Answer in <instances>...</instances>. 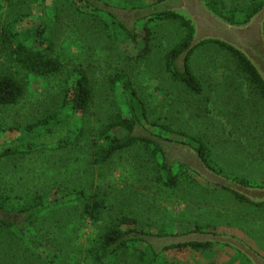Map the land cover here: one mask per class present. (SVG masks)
Wrapping results in <instances>:
<instances>
[{"label":"rangeland","instance_id":"374dc122","mask_svg":"<svg viewBox=\"0 0 264 264\" xmlns=\"http://www.w3.org/2000/svg\"><path fill=\"white\" fill-rule=\"evenodd\" d=\"M14 1L17 0H0V32L5 24L13 22L16 31L33 36L32 45L47 49L58 58L62 68L47 78L30 77L22 100L17 105L0 107V142L21 136L19 129L34 119L41 107H57L62 90L72 87L79 70L90 76L95 98L90 112L79 119L86 130L73 149L3 161V192L15 196L38 191L46 199H54L61 191L100 189L107 193L108 207L95 225L89 220L84 223L79 203L54 207L37 216L28 230L46 248L59 254L56 263L41 259L36 247L12 228L0 226V264H96L86 248L112 219L122 215L138 218L144 227L151 223L154 227L171 228L178 236L194 233L197 225L213 226L214 234L240 240L264 257V208L243 202L204 178L191 155L188 162L186 155H180L170 145L189 153V145L182 144L188 141L184 133L197 136L208 146L213 164L222 167L219 175L234 182L240 179L264 185V102L239 71L235 59L216 44L196 48L189 59L203 86V92L196 95L166 71L164 55L183 39L185 31L179 22L150 19L152 5L158 0H90L79 2V9L71 0H48V14L55 20L47 31L50 39L44 44L37 39L42 20L39 2ZM186 1L170 0L159 4L157 10L186 4L188 8L177 10L187 20H194L195 15L200 32L223 36V30L209 29L216 22L213 25L211 18H201L205 13L202 9L193 15L192 11L198 10L205 0ZM222 1L232 7L259 0ZM89 3L95 5V10ZM21 11L31 14L14 21ZM106 23L111 30H106ZM148 28L152 36L147 33ZM149 37L152 41L145 53ZM182 61L179 60L181 67ZM1 63L2 60L0 68ZM119 73L129 77L141 109L144 107L147 112L137 134L160 141L163 150L166 148L165 155L172 154L166 160L177 175V185L166 187L155 178V162L144 143L118 152L106 164L92 162V145L104 123L118 110L125 117L131 116L123 94L124 82L112 80ZM11 125L16 129H9ZM115 133L124 135L120 129H115ZM0 218L22 219L2 210ZM148 239L160 251L159 264H253L230 243L213 241L204 249L164 250L160 240ZM140 249H147V244L132 243L119 253L114 264H143L138 260Z\"/></svg>","mask_w":264,"mask_h":264},{"label":"trees","instance_id":"16d2710c","mask_svg":"<svg viewBox=\"0 0 264 264\" xmlns=\"http://www.w3.org/2000/svg\"><path fill=\"white\" fill-rule=\"evenodd\" d=\"M68 1L70 2V0ZM84 1L90 2V0H71V3L79 9V2ZM29 2H39L41 5L42 20L38 25L37 39L39 43L44 44L50 39L47 31L55 19L48 14V0H29ZM165 2H168V0H158L155 5H152V13L149 15L150 19L162 18L179 22L185 31L183 39L171 47L164 55L165 68L172 79L183 84L189 92L200 95L203 92V86L200 79L190 67L189 59L196 48L207 43H212L225 50L235 59L239 71L250 83L260 101L264 102V80L261 75L241 51L226 42L216 39L204 40L188 53L183 60L182 67L177 64L183 52L192 43L195 29L191 20H187L183 15L173 9L166 8L163 11L157 10L159 4L164 5ZM14 3L25 4V1L17 0ZM205 3L217 16L231 24L237 25L247 24L264 6V2L260 0L238 3L232 7H227L226 1L222 0H205ZM89 5L94 6L95 10V5L92 3H89ZM30 14V11H21L19 17L14 21L23 20ZM15 29L13 22H8L0 32V60H2V67L0 68V107L17 105L26 94L30 77L38 76L47 78L48 76L59 73L62 68L61 61L49 51H46L47 49L37 48L32 45L31 41L33 36L29 33L22 34ZM106 30H111L109 23H106ZM147 33L149 36H152L150 34L151 29L148 28ZM151 39V37L148 38L146 47L143 49L145 53L151 44ZM112 80L124 82L123 94L129 106L131 116L125 117L122 111L118 110L104 123L102 129L98 131V139H94L95 141L92 145L95 148L92 162L100 165L106 164L118 152L129 149L137 143H144L147 146L146 148H148V152H150V157L155 162V178L163 182L166 187L177 185V175L173 174L172 168L168 166L165 151L161 147L160 141H155L137 134V127L141 125L143 116L146 117L147 112L144 107L141 109V102L137 97V92L131 85L129 77L125 73H119ZM94 98L95 91L90 76L85 71L79 70L72 87L62 90V98L57 104V107H41L38 115L34 119L28 121L25 127H19V131H22L21 136L15 137L10 141L0 142V171L3 161L7 158H21L41 152L73 149L84 136L86 130L79 119L90 112ZM136 101L138 103L135 107L134 104ZM9 129L14 130L16 127L11 125ZM115 129L122 130L124 135L119 136L115 133ZM2 131L5 132L6 128L2 127ZM93 134L95 135V133ZM184 135L188 141L182 144H188L190 147L195 148L211 170L216 173H223L222 167L218 168V166L216 167L213 164L210 156L211 152L202 140L197 136H190L185 133ZM237 182L245 186L264 187V185L251 184L247 180L239 179ZM221 187L230 191L237 199L243 202L264 208V202H253L227 186L221 185ZM106 195L107 193L102 192L100 189L88 191L82 187L64 192L61 191L54 199H46L45 195L38 191L26 192L14 196L3 192L0 180V210L22 217L19 221H9L8 219L0 218V226L9 229L12 228L17 235L21 238H27L36 247L41 259H47L51 263H56L60 259L59 254L46 248L35 235H31L28 227L34 224L40 213L42 214L54 207L75 203L82 204V218L84 223L89 220L95 225L108 207ZM17 222H20V224ZM153 229L156 231H153ZM170 229L157 225L154 227L151 223L146 224L144 227L141 226L138 218L122 215L112 219L96 239L93 237L90 246L86 249L94 260V263L114 264L119 253L128 249L132 243L145 242L147 249L139 250V263L159 264L160 251L148 238L160 240L161 245L162 239L163 241L165 239L170 241V239L178 237V234ZM195 231L199 233H216L215 227L213 226L197 225ZM212 243L211 241H180L167 245L163 244V249H182L187 247L204 249L210 247ZM215 264L224 263L218 262Z\"/></svg>","mask_w":264,"mask_h":264},{"label":"water","instance_id":"95a60500","mask_svg":"<svg viewBox=\"0 0 264 264\" xmlns=\"http://www.w3.org/2000/svg\"><path fill=\"white\" fill-rule=\"evenodd\" d=\"M184 5L173 6L172 9L178 12L179 7ZM201 6L204 12L211 18L213 25L214 22L218 24V30H223L222 35L209 36L200 32L198 29L195 13L197 10L190 9L193 12L194 20L190 19L195 28V37L189 47L183 52L181 59L184 60L188 53L200 42L208 39H216L226 42L239 51H241L248 59L251 61L253 66L257 69L262 79L264 80V8L256 14L247 24L237 25L226 22L214 12H212L208 6L201 1ZM185 8H188L185 6ZM179 13V12H178ZM209 29H216V25L210 27ZM204 34L202 38L198 39L196 37ZM239 36L244 37V39H234L239 38ZM189 155L194 158L198 165L200 173L207 180L216 183L218 185L227 186L235 192L244 195L253 202L262 203L264 202V187L261 186H245L241 183L231 181L226 177L219 175L215 171L211 170L203 161L200 154L192 147L187 146ZM175 241H221L225 243H230L239 249L245 256L252 261L253 264H264V257L254 251L246 243L240 240L231 241L227 236H219L216 234H197L192 233L190 235H183L175 239Z\"/></svg>","mask_w":264,"mask_h":264},{"label":"flooded vegetation","instance_id":"af4514ba","mask_svg":"<svg viewBox=\"0 0 264 264\" xmlns=\"http://www.w3.org/2000/svg\"><path fill=\"white\" fill-rule=\"evenodd\" d=\"M169 1L170 0H168V3H169ZM184 2H187L186 0H184ZM180 5H184L183 3H180ZM201 5V4H200ZM185 6H187L186 4L182 7V8H185ZM188 7V6H187ZM170 9H172L171 7H170ZM199 9H202V11H204L203 10V8H202V6H200V8H198V10H197V12L199 11ZM208 18V15L207 14H205L204 13V16H202L201 18ZM200 18V19H201ZM218 26V24H216V29L218 28L217 27ZM201 36H199V37H196V38H198V39H200V38H202L203 37V35L204 34H200ZM236 39H244V37H241V36H239V38H236ZM193 40H194V38H193ZM181 59V58H180ZM182 60V59H181ZM183 62V61H182ZM177 64L180 66V63L177 61ZM183 65V64H182ZM170 145H172L175 149H177L178 150V153L180 154V155H186V159L188 160V162H190L191 161V158H189V153H186L183 149H181L180 147H178V146H176V145H173V144H170ZM164 151H166V148L164 147ZM171 155L172 154H169L168 152H166V156H167V158H170L171 157ZM167 162H169V160L167 161ZM194 233H199L198 231H194ZM187 235H189V234H187ZM181 236H183V235H181ZM178 237H180V236H178ZM178 237H175V238H172V239H170V241H167L166 239H165V241H163V239H162V244H164V242H166L165 243V245H167V244H170V243H173V242H177V241H175V239H177ZM180 242V241H179Z\"/></svg>","mask_w":264,"mask_h":264}]
</instances>
